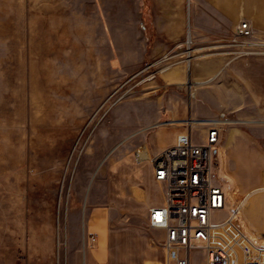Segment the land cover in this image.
<instances>
[{
    "label": "rangeland",
    "instance_id": "1",
    "mask_svg": "<svg viewBox=\"0 0 264 264\" xmlns=\"http://www.w3.org/2000/svg\"><path fill=\"white\" fill-rule=\"evenodd\" d=\"M164 1L0 0V264H163L143 206L151 183L117 193L116 206L109 170L190 120L235 121L221 127L214 162L242 231V213L264 198L251 192L264 180V50L240 55L231 42L244 20L264 42V0H225L228 15L214 0H183L191 18L180 41L166 33L179 27L155 23ZM206 128H192L195 142ZM94 206L96 228L137 234L130 248L88 233ZM250 221L259 227V212ZM246 231L263 244L264 231L262 242L259 228ZM191 257L203 264L204 252Z\"/></svg>",
    "mask_w": 264,
    "mask_h": 264
},
{
    "label": "built area",
    "instance_id": "2",
    "mask_svg": "<svg viewBox=\"0 0 264 264\" xmlns=\"http://www.w3.org/2000/svg\"><path fill=\"white\" fill-rule=\"evenodd\" d=\"M231 42L240 55L264 50L247 20L237 25ZM193 123L187 122L173 145L151 157L154 179L164 186V203L150 209L148 225L165 232L163 264H192L197 249L204 252L203 264H264V233L262 245L245 235L238 222L241 209L227 211L229 196L215 174L221 127L235 121L222 113L208 122L203 143L193 140Z\"/></svg>",
    "mask_w": 264,
    "mask_h": 264
},
{
    "label": "crops",
    "instance_id": "3",
    "mask_svg": "<svg viewBox=\"0 0 264 264\" xmlns=\"http://www.w3.org/2000/svg\"><path fill=\"white\" fill-rule=\"evenodd\" d=\"M214 1H216L217 3L219 2L217 6H214V9L215 8L218 9L221 15H228V14H225V11L227 8V6L224 4L225 0H214ZM163 3L164 4L162 6L158 7V10H157L158 20L155 23L165 24V25L174 24L177 27H179L177 31L175 32L166 30L167 31L166 33H167L168 40L180 41L183 38L182 35L184 33V26L186 23L188 26V21L191 18L190 17L191 12L190 10H187L188 9L187 3H185L183 0H175V2H173L172 0H165ZM195 5H197L196 1H195ZM235 18L236 17H234V21H236ZM190 24L191 22L189 23V26L191 30L193 31V34L194 33L198 34L200 32L199 28L196 26L198 22L194 21L193 14H192V26ZM184 130L185 129L180 131L179 128H174V127L168 128L166 130H162L160 132H157L151 141L140 144L134 147L132 150H131L130 144L122 145V147L119 148L118 151H121V152L122 151L127 152L129 150L131 151H129V153L127 152L125 157L120 159V161L116 163L115 165H113L109 170L110 184H109L108 189L110 191L111 202L115 203V205L118 206L119 196H117L116 194L117 193L124 194V193L129 192V187L131 185L138 186L139 184L142 183L143 178L146 177L148 181L151 183V185L147 188L146 195H144L145 204L143 206H145L144 210H145L146 218L147 220H149L150 209L155 206H161L164 203V186L156 182L154 179L153 168L151 165V157L156 152L173 145L176 142V138L178 134L184 132ZM122 149H125L127 151H124ZM218 183L223 188H225L224 185L219 181V179H218ZM262 185H264V180L259 177V181H257L254 184L255 186L254 191H251L252 195L258 194L259 191L260 192L264 191V188H260ZM258 201H259L258 206H256L255 209L251 211V213H245V211L244 213H242L243 219L241 222H242L243 231L249 239L251 238L247 234V231H246L247 228L248 229L249 228L251 229L259 228V240L262 242L260 236L264 231V208L262 207L264 198L259 197ZM100 210L101 209L96 206L93 207V212L92 214H90L91 216V220L89 222L90 228H87L88 233L97 234L99 238H101L99 243H102V244L106 243L108 239L112 248H115L116 246L118 247V249L130 248L131 240H132L131 237H135L137 235L136 233H133V232L128 233L127 231L125 230L122 231L120 229L119 231L110 233L111 231H109V228H96L97 224H99L100 222V217L102 216V213H100ZM258 212H259V227L257 225L249 226L248 221L251 220L253 222ZM154 230L160 231L162 233V239H164V236H165L164 230H160V229H154ZM107 232H109V234H107ZM121 252L122 251H120V253ZM124 254L125 253L122 252V255ZM111 257L113 256L111 253H109V258ZM101 264H105V263H101Z\"/></svg>",
    "mask_w": 264,
    "mask_h": 264
},
{
    "label": "bare ground",
    "instance_id": "4",
    "mask_svg": "<svg viewBox=\"0 0 264 264\" xmlns=\"http://www.w3.org/2000/svg\"><path fill=\"white\" fill-rule=\"evenodd\" d=\"M252 44V43H251ZM255 45V44H254ZM243 55H247V54H243ZM221 70H219L218 72H220ZM218 72H216V73H218ZM217 75V74H216ZM215 77V76H214ZM187 84L189 85V87L191 88V86H198V85H201V84H204V83H199V82H196V81H194V82H191V81H188L187 82ZM203 125V124H207V123H193L192 124V128L195 126V125ZM204 134H205V130H204ZM229 205V204H228Z\"/></svg>",
    "mask_w": 264,
    "mask_h": 264
}]
</instances>
